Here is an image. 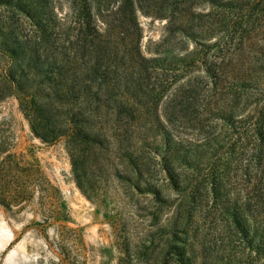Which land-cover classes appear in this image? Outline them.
Returning <instances> with one entry per match:
<instances>
[{"label": "rangeland", "instance_id": "1", "mask_svg": "<svg viewBox=\"0 0 264 264\" xmlns=\"http://www.w3.org/2000/svg\"><path fill=\"white\" fill-rule=\"evenodd\" d=\"M34 1L31 21L17 3ZM163 2L139 0L141 40L126 23L107 54L112 100L126 105L109 114L119 174L105 149L75 171L64 138L44 141L15 96L0 100V160L40 182L21 205H0V264H51L61 225L80 233L81 264H175L185 239L201 244L200 263L264 264V0H166L164 17L203 34L168 29L154 16ZM45 5L54 48L70 52L68 0H0V65L18 47L8 39L42 50Z\"/></svg>", "mask_w": 264, "mask_h": 264}, {"label": "trees", "instance_id": "2", "mask_svg": "<svg viewBox=\"0 0 264 264\" xmlns=\"http://www.w3.org/2000/svg\"><path fill=\"white\" fill-rule=\"evenodd\" d=\"M165 2L154 4V16L167 18L168 29L176 25L184 33L191 30L193 33L203 34V30L195 31L194 26L188 27V23L181 17H164L160 10ZM68 3L71 13L69 17L74 20V24L67 30L72 31L75 38L72 41L68 39L72 44L70 52L54 48L52 38L56 24L53 18L57 16L54 8L49 9L45 5L48 11L44 24L40 25L43 31L39 38V43L43 45L41 51H35L28 38L23 41L8 39L18 47L13 49L14 54H9L12 53L11 49L7 50L8 53L4 50L5 56L9 54L14 59L6 58L3 65H0V100L15 96L21 110L30 119L34 131L44 141L53 142L64 138L74 170L85 173V160L92 150L99 149L102 154L105 149L107 156H113V151L110 153L109 150L115 146L117 138L110 135L113 128L109 126V114L111 110L113 112L126 105L122 103L124 98L122 101L112 100L111 92L118 90L119 81L112 77L106 61L107 54H112L110 43L113 38L126 31L123 29L126 23L133 27L132 33L137 43L141 40L138 9L143 8L139 0H68ZM17 4V8H23L22 11L32 21L36 12L35 1L29 2L27 7H22L19 2ZM173 10L174 8L170 9L171 14L174 13ZM63 19H67V16ZM80 47L81 50H76ZM88 47H91L90 50ZM81 60L89 65L78 67ZM10 157L8 155L0 160V205L6 208L21 205L40 186L32 171L21 165V160H11ZM113 157V170L119 174L120 162ZM49 184L47 181L44 188L46 194L50 191ZM53 212V209H48L45 219H52ZM81 240V235L75 228L61 225L57 229L55 242L59 253H55L51 264H81L78 257ZM182 244V247L173 244L175 264H204L197 259L199 250H202L199 242H188L185 239ZM238 246V253L243 254L241 244L236 245ZM68 247H71L74 256H71Z\"/></svg>", "mask_w": 264, "mask_h": 264}]
</instances>
